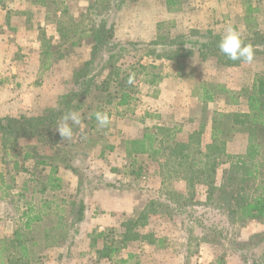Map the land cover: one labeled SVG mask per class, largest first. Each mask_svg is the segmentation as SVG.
I'll use <instances>...</instances> for the list:
<instances>
[{
  "label": "trees",
  "instance_id": "1",
  "mask_svg": "<svg viewBox=\"0 0 264 264\" xmlns=\"http://www.w3.org/2000/svg\"><path fill=\"white\" fill-rule=\"evenodd\" d=\"M135 1L137 0H93L81 18L72 15L69 23L61 21L67 11H60V16L56 12L54 22L62 42H68L73 49L81 46L83 39H86L90 48L89 58L75 68L72 89L65 92L55 106L39 115L0 117L3 147H9L12 151L15 149V156H21L22 159L21 163L14 162L13 170L15 173L28 171L26 162L33 160V170L28 182L34 185L32 198L39 196L38 202L32 199L26 204L20 215V226L13 234L0 236V264H38L43 257L44 244L66 241L70 233L78 231V225L83 221L86 211L85 201L78 194L66 197L58 194L64 188L59 170L66 168L78 174L75 161L81 147L101 146V157L106 151L115 149L105 134L98 137L91 134V129L97 123L94 114L105 111L109 106L124 107L132 104L136 99V83L143 82L152 86L161 82L163 72L156 60L174 61L179 64L180 70L183 69L184 60L196 53L202 59L214 58L226 66H238L242 63L239 60L232 61L220 52L219 43L223 34L212 29L205 32L192 29L189 34L175 35L170 31L174 27V21L158 22L156 37L149 42L118 41L115 30L118 13L125 3ZM165 4L169 11L183 9V0H165ZM256 11V7L247 4L245 22L250 35L242 37L245 44L252 45L254 56L264 52V32L255 28L253 13ZM58 52L59 45L54 44L44 51V69L52 66L53 58ZM134 57L137 60L131 62ZM145 57L152 61L144 63ZM130 78L134 80L133 84L128 83ZM220 94L228 97L229 104H237L243 99L247 111H215L211 119L210 141L206 144L201 139L205 123L199 131L192 132L186 141L179 139L181 128L178 125L172 128L156 125L146 129L140 137L122 140L128 161L125 174L141 178L143 166L139 165V157L147 156L159 162L163 177L161 184L163 187L168 185L165 191L162 189L160 197L148 200L142 208L128 217L124 227H111L90 234V248L96 253L98 261L110 264H143L140 254L129 253L122 256V252L138 241L156 248L167 247L169 240L166 236L145 230L154 216H170L177 212L181 213L180 217H185L184 223L198 225L203 236H187L189 243L183 245L187 248L191 247L194 240L195 245L200 246L203 239L223 241L234 236L228 226L207 224L205 216H195L197 213H207L199 210L201 206L219 211L230 225L243 227L250 221L264 223V74L256 76L251 88L239 92L229 90L220 83L199 84L197 95L204 103L213 101ZM69 112L78 113L81 122L73 125L71 139H63L56 127L63 123V117ZM241 132L247 135L245 152H229L228 142ZM24 141L31 143L24 144V148ZM223 165L226 167L223 169L221 182L218 183V169ZM169 178L185 182L186 192L170 187L171 182L166 181ZM10 181L6 183L4 174L0 172V188L7 195L15 187L13 175ZM29 183L24 184L23 193L30 190ZM82 184L79 181L77 193ZM200 185L206 187L204 203L197 198V187ZM53 214L58 218L47 223L46 218ZM67 214L71 216L70 220L67 219ZM187 232L189 233V228ZM99 241L101 246H98ZM234 242L238 253H241L242 248L263 243L260 255L252 256L251 259L243 253L241 256L245 264H264V230L253 234L248 240L234 238ZM40 248L42 252L39 251ZM38 252L40 258L36 257ZM185 264L192 263L188 261Z\"/></svg>",
  "mask_w": 264,
  "mask_h": 264
},
{
  "label": "rangeland",
  "instance_id": "2",
  "mask_svg": "<svg viewBox=\"0 0 264 264\" xmlns=\"http://www.w3.org/2000/svg\"><path fill=\"white\" fill-rule=\"evenodd\" d=\"M139 1L128 2L141 5L142 11L129 10L124 22L121 20L119 22L118 13V22L115 26L118 41L132 40L124 37L127 28L133 30L137 36L140 30L149 34L153 29L156 15L151 10V1ZM218 1L215 0V3ZM228 1H231L230 11L219 14L216 12L218 8L211 7L209 3H205V0H183L179 21L169 20L174 21V27L170 31L177 35L189 34L192 29L201 32L212 29L224 34L226 28L232 27L242 37H248L250 34L245 22V9L247 4H251L257 8L253 13L255 28L264 32V0ZM80 2V0H0V7L8 6L14 11L10 13L9 9L0 8V117L39 115L47 108L55 106L59 98L72 89V74L75 68L85 61V57L89 58L90 48L86 39H83L81 46L73 49L68 42H62L54 21L56 12L60 16L59 11L65 13L67 11L61 18L64 23H69L72 15L81 18L93 0H84L85 5ZM156 3L155 6H158V0ZM204 5L209 9L213 8V11L204 10ZM137 16L141 18L138 23L134 21ZM8 20L10 25L13 24L12 26L7 24ZM133 40L141 41L135 38ZM52 44L59 45V52L55 54L52 66L44 69L42 67L44 51ZM136 60L137 58L134 57L131 62ZM151 61V58L143 59L144 63ZM155 62L161 66L163 76L167 72L172 77L165 90L159 87L160 82L152 86L143 82L136 83L135 101L129 106L107 107L103 112L108 113L111 123L107 127H101L97 122L91 129L93 136L105 134L106 139L115 146V149L106 151L101 157V146L81 147L80 150L78 149L80 154L75 161L78 174L66 168L59 170L64 188L58 194L61 197L78 194V197L85 201L86 211L83 221L78 225V231L70 233L66 241H59V244L50 242L42 246L43 257L38 264H110L97 260L96 253L90 248V234L111 227H124L128 217L142 208L148 200L160 197L162 189L165 191L168 185L163 187L161 184L163 177L160 174L159 162L147 156L139 157V165L143 166L141 178L136 179L125 174L128 161L122 140L140 137L146 129L156 125L171 128L178 125L181 128L178 137L186 141L192 132L199 131L201 125L205 123L201 139L202 143L206 144L210 141L211 119L215 111L246 112L247 105L243 99L237 104H229L225 94L217 95L213 101L204 103L197 95L199 84L220 83L229 90L239 92L251 88L256 76L264 74V52L255 54L251 63L242 62L238 66H226L214 58L202 59L197 53L184 60L182 70L179 64L173 61L156 60ZM29 143L31 142H22V147L25 148L24 144ZM246 146L247 135L241 132L235 134L228 142L227 149L231 153L241 154L245 152ZM41 151L45 152L43 149ZM15 161L21 163V156H15V149L12 151L9 147H3L0 139V172L4 174L6 183L11 182L12 175L16 180L15 187L9 191L10 195L0 188V236L3 237L11 236L20 226V215L26 204L32 199L34 202H38L39 199V196L32 198L34 185L28 182L34 161L26 162L28 171L16 173L13 170ZM225 167L226 165H223L218 169V183L221 182ZM79 181L83 184L77 193ZM166 181L171 182L170 187L174 189L182 192L187 190L182 180L169 178ZM25 183H29L30 190L23 193L22 188ZM197 192L198 200L204 203L206 187L198 186ZM199 210L207 213H197L195 216H205L206 221L209 222L207 224L214 223L218 227L228 226L234 235L233 238L228 237L223 241L203 239L200 246H196L194 240L191 247L187 248L183 246L186 242L189 243L187 236L202 238L203 233L198 225L184 223L185 217L182 218L181 213L175 212L170 216H154L145 229L166 236L169 240L167 247L156 248L138 241L125 249L122 256L138 253L143 264H185L188 261L192 264H245L241 253L248 259L261 254L263 243H257L255 247L242 248L241 253H238L234 238L248 240L253 234L264 230V223L250 221L240 227L237 224H228L225 216L211 207L201 206ZM57 218V215L53 214L46 220L47 223H52ZM67 219H71L69 214ZM98 246H101V241ZM36 257L40 258L39 252Z\"/></svg>",
  "mask_w": 264,
  "mask_h": 264
},
{
  "label": "clouds",
  "instance_id": "3",
  "mask_svg": "<svg viewBox=\"0 0 264 264\" xmlns=\"http://www.w3.org/2000/svg\"><path fill=\"white\" fill-rule=\"evenodd\" d=\"M219 49L228 59L232 61H242L251 63L254 59V49L251 44H245L241 34L234 28L228 27L225 29L224 34L219 43ZM133 84L132 78L128 81ZM95 118L101 127H107L111 123L110 116L107 112L97 111ZM71 121V123H69ZM81 118L76 112L66 113L63 117V123L56 127L60 136L63 139H71L73 137V125H79Z\"/></svg>",
  "mask_w": 264,
  "mask_h": 264
},
{
  "label": "crops",
  "instance_id": "4",
  "mask_svg": "<svg viewBox=\"0 0 264 264\" xmlns=\"http://www.w3.org/2000/svg\"><path fill=\"white\" fill-rule=\"evenodd\" d=\"M80 1H81L80 4H82V5L86 4V2H84V0H80ZM150 1H151V10L154 11L153 14L156 15V17L154 19L153 29L151 30V32L149 34H145V32L143 30H140V34L137 36V34L133 30H130V28H127L126 31L129 34L125 33V36H124L125 38L132 39V40L135 38V39H137V40L139 39L143 42H149L156 37V34H157L156 30H157V23L158 22L169 21V20H173V19H176L177 22L179 21L180 15L182 14V11H180V12L169 11L163 0L162 1L158 0V2H159L158 6H155L157 4L156 0H150ZM230 2L228 0H219L218 3H215V0H211V1L205 0V3H209L208 5H210L211 7H217L218 10L216 12H219V14L221 12H224V11H230L229 10V7L231 6ZM140 6L141 5H136V3H131V4H129L128 2L125 3L119 12V17H120L119 22H120V20H121V22H124V19L126 18V14L129 12V10L141 12L142 9H140ZM0 8H7L10 10V8L8 6H3ZM204 10L213 11V8L209 9L208 6L204 5ZM13 12H14L13 10H10V13H13ZM58 13L60 14V11ZM140 20H141V18H139L138 16L134 19L135 22L140 21ZM7 24L9 26L13 25L12 23H11L12 25H10L9 20H8ZM56 30H57V26H56ZM87 58L85 57L84 60H86ZM171 78L172 77L170 76V74L165 72L163 79L159 84V87H161V89L165 90V88L168 86V83L170 82Z\"/></svg>",
  "mask_w": 264,
  "mask_h": 264
}]
</instances>
